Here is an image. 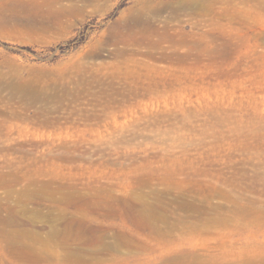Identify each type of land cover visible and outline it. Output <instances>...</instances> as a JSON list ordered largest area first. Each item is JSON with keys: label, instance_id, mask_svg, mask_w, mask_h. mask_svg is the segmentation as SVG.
Segmentation results:
<instances>
[{"label": "rangeland", "instance_id": "rangeland-1", "mask_svg": "<svg viewBox=\"0 0 264 264\" xmlns=\"http://www.w3.org/2000/svg\"><path fill=\"white\" fill-rule=\"evenodd\" d=\"M0 264H264V0H0Z\"/></svg>", "mask_w": 264, "mask_h": 264}, {"label": "bare ground", "instance_id": "bare-ground-1", "mask_svg": "<svg viewBox=\"0 0 264 264\" xmlns=\"http://www.w3.org/2000/svg\"><path fill=\"white\" fill-rule=\"evenodd\" d=\"M187 9V8H186ZM144 20V19H143ZM153 22V21H152ZM147 32V31H146Z\"/></svg>", "mask_w": 264, "mask_h": 264}]
</instances>
